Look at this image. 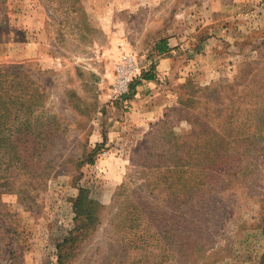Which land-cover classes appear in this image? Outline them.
<instances>
[{"label":"rangeland","instance_id":"obj_1","mask_svg":"<svg viewBox=\"0 0 264 264\" xmlns=\"http://www.w3.org/2000/svg\"><path fill=\"white\" fill-rule=\"evenodd\" d=\"M94 1L0 0V67L21 66L41 94L21 166L0 170V264H264V109L252 112L264 93L261 0L247 18L219 22L205 0L196 15L193 0H116L112 22L93 14L106 5ZM121 57L134 59L140 83L114 97ZM243 73L240 121L262 140L229 180L202 155L199 142L213 139L199 130L203 106L182 102L192 87L237 81L238 92ZM237 108L228 106L233 126ZM78 188L96 204L75 231Z\"/></svg>","mask_w":264,"mask_h":264},{"label":"trees","instance_id":"obj_2","mask_svg":"<svg viewBox=\"0 0 264 264\" xmlns=\"http://www.w3.org/2000/svg\"><path fill=\"white\" fill-rule=\"evenodd\" d=\"M162 46L159 45L156 48L157 55H162L168 50L167 44H162ZM153 71L154 66L151 65L150 70L141 75V79L147 82L154 81ZM242 77L245 82L241 80V83L237 84L240 88L238 92L236 88L237 81L225 85L213 84L199 92H193L192 87L191 96L182 102V105H186L185 103L190 100L199 102L203 106L201 112L196 113L199 130L202 135L205 134L204 129L208 130L213 139L199 142L200 145L208 148L202 151L204 153L207 150L205 155L203 153L202 155L205 162L213 166L211 169L217 173H222L223 176H226L225 179H229V175L233 179L238 173L242 172V168L245 166L244 155L248 152L247 146H252L255 143L253 138L262 140L260 133L263 129L259 132V127H256L257 134L249 136V134L245 133V125L240 121L244 115L248 116V111L242 107L245 105L242 96L249 91L248 85H244L248 78L245 73H243ZM139 83L140 80H135L130 84L129 92L131 95L135 93ZM234 89L235 91H233ZM256 93L258 95L257 99L261 103L259 102V106L255 107V111H250L262 116L264 93L263 91ZM38 95L34 82L31 81L29 73L24 68L21 66L0 67V170L2 171L8 167L16 168L17 164L21 166L22 137L27 136V133L34 128L32 122L35 110L41 107L40 98H37ZM39 97H41V94ZM129 98L130 94L123 97V99ZM235 103H238L237 110L240 116L235 118L234 123L236 126H233V122L229 121L232 116L231 114L227 115V113L229 110L228 106ZM184 109L183 113L188 112L186 110L187 106ZM261 123L262 121L257 122V126H261ZM233 137L236 139L234 140ZM248 137L251 138L249 139ZM258 141L256 140V143H259ZM231 151H234V153H231ZM209 152L212 153L209 154ZM229 180L228 182H230ZM5 186L6 188L2 193L10 192L11 184L5 182ZM95 204L93 200L89 199L85 188H78V194L72 202L74 220L77 222L75 231L81 229L80 223L92 218ZM262 230L264 234V222ZM186 241L188 245L190 244L196 248V238L189 236ZM67 242L68 239H63L61 243L56 245V248L60 251ZM58 257L60 262V255ZM193 262V264H199L201 259H194Z\"/></svg>","mask_w":264,"mask_h":264},{"label":"crops","instance_id":"obj_3","mask_svg":"<svg viewBox=\"0 0 264 264\" xmlns=\"http://www.w3.org/2000/svg\"><path fill=\"white\" fill-rule=\"evenodd\" d=\"M130 1L131 3V0H118V4L121 5V2H128ZM198 2H196V0H193L192 3H190V13L191 14H194L196 15L198 13V8L199 5H200V1L197 0ZM206 2L202 1V6L205 7V9L207 8V12H209L210 14H215L217 19H215V21L213 22H219V21H222L224 20L225 18L228 17L229 14H233V15H241V19H243V17L247 18L251 12V7H250V0H205ZM210 1V2H209ZM85 2L87 3L89 9L92 8V5H93V2H95L94 0H85ZM99 2V0H98ZM116 0H102V3L104 5V3L106 5H104L105 8L103 9H99L96 8L98 11H96L94 13L93 11V14L94 15H99L100 18L104 17V15L106 16L105 17V20H109V22L112 20L114 21V18H115V13H117L115 7H116ZM210 3V4H209ZM217 8L216 10H213V8ZM111 8V9H110ZM254 9H257L258 12L257 13H261L263 12L264 13V0H261L259 3H258V6L257 7H253ZM104 10L105 13H104ZM119 10H122V7L121 9ZM120 12V11H118ZM254 12V11H253ZM92 13V12H91ZM211 21V22H212ZM114 23V22H113ZM243 23H246L245 21H243ZM162 61V60H161ZM160 61V62H161ZM148 85H150L152 82H146Z\"/></svg>","mask_w":264,"mask_h":264},{"label":"built area","instance_id":"obj_4","mask_svg":"<svg viewBox=\"0 0 264 264\" xmlns=\"http://www.w3.org/2000/svg\"><path fill=\"white\" fill-rule=\"evenodd\" d=\"M140 69L132 57H121L116 67V76L112 88V95L120 97L128 93L130 84L139 76Z\"/></svg>","mask_w":264,"mask_h":264}]
</instances>
